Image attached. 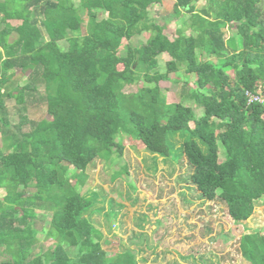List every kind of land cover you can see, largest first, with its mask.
<instances>
[{
  "label": "trees",
  "instance_id": "16d2710c",
  "mask_svg": "<svg viewBox=\"0 0 264 264\" xmlns=\"http://www.w3.org/2000/svg\"><path fill=\"white\" fill-rule=\"evenodd\" d=\"M163 1L0 0V264H138L127 247L112 252L85 216L92 197L79 193L95 159L122 157L118 136L154 158L183 157L185 186L235 222L264 196L255 191L264 188V104L244 95L264 94V0H206L200 10L199 0H173L174 15H187L174 39L149 20ZM145 32L144 44L122 48ZM170 75L182 77L177 103L158 88ZM30 109L44 115L30 120ZM30 187L31 225L18 229L15 208H29L18 191ZM38 236L53 241L43 254H33ZM238 251L264 264V233L241 236Z\"/></svg>",
  "mask_w": 264,
  "mask_h": 264
},
{
  "label": "rangeland",
  "instance_id": "374dc122",
  "mask_svg": "<svg viewBox=\"0 0 264 264\" xmlns=\"http://www.w3.org/2000/svg\"><path fill=\"white\" fill-rule=\"evenodd\" d=\"M206 3V0H199L196 9L200 10ZM186 18L187 15L179 18L174 15L173 0H165L149 10V20L165 26L164 33L170 39L176 37L181 21ZM224 32L225 38L230 36L228 30ZM148 36L145 32L123 41L122 48L139 47ZM167 56L163 54L157 58L156 70H163ZM169 78L172 80L158 84L160 93L167 103L180 102L181 84L175 81L181 83L182 77L178 80L170 75ZM189 81L194 83L195 79L189 77ZM141 84L127 87L125 91L136 92ZM186 105L194 110L196 118L200 117L195 104ZM43 115V109L29 110L30 120H39ZM26 129H29L27 125ZM117 141L123 145L122 157L114 155L111 163L103 158L95 159L85 172V184L79 188V193L85 198L92 197L94 203L85 216L101 232L102 238L114 245L112 252L116 253L119 245L127 247L136 254L138 264H249L241 257L238 242L245 234L264 233V196L246 203L241 220L235 222L227 215L224 204L219 201L202 203L194 189L185 186L182 178L191 169L183 157L179 156L175 162L154 158L128 137L118 136ZM126 169L127 173H122ZM33 191L31 187L18 191L27 207ZM255 191L264 194L260 185L255 186ZM4 196L5 191L0 190V200ZM157 196L161 197L158 201ZM15 212L14 226L29 228L31 208L16 207ZM43 219L44 215L39 214L38 221ZM38 239L41 247L36 244L33 254H43L53 243L41 236Z\"/></svg>",
  "mask_w": 264,
  "mask_h": 264
},
{
  "label": "built area",
  "instance_id": "2783aa9c",
  "mask_svg": "<svg viewBox=\"0 0 264 264\" xmlns=\"http://www.w3.org/2000/svg\"><path fill=\"white\" fill-rule=\"evenodd\" d=\"M244 95H245L247 104H253V103L261 104V105L264 104V94L262 93L253 94L250 92H245Z\"/></svg>",
  "mask_w": 264,
  "mask_h": 264
},
{
  "label": "crops",
  "instance_id": "0c3cea01",
  "mask_svg": "<svg viewBox=\"0 0 264 264\" xmlns=\"http://www.w3.org/2000/svg\"><path fill=\"white\" fill-rule=\"evenodd\" d=\"M12 22L14 23L15 21H9V24L13 25ZM9 104H11V105L9 106ZM13 106H14L13 102H6L5 103V109L7 111V113H6L7 114V119H10L15 114ZM14 119H16L15 116H14Z\"/></svg>",
  "mask_w": 264,
  "mask_h": 264
}]
</instances>
